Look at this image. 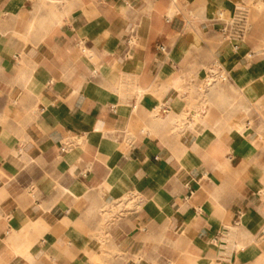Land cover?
<instances>
[{
  "label": "crops",
  "instance_id": "1",
  "mask_svg": "<svg viewBox=\"0 0 264 264\" xmlns=\"http://www.w3.org/2000/svg\"><path fill=\"white\" fill-rule=\"evenodd\" d=\"M236 1L0 0V264H264V53L223 39Z\"/></svg>",
  "mask_w": 264,
  "mask_h": 264
},
{
  "label": "rangeland",
  "instance_id": "2",
  "mask_svg": "<svg viewBox=\"0 0 264 264\" xmlns=\"http://www.w3.org/2000/svg\"><path fill=\"white\" fill-rule=\"evenodd\" d=\"M45 7L56 8L60 6V2H52L49 0H42ZM244 1V2H243ZM237 0L236 3L240 7H245L247 12V24L249 26L248 33L245 37V41L251 43L253 40H256L261 46L253 45V49H257L259 52L264 53V0ZM220 84L211 85L204 90H200L199 86H197L193 92L191 97L188 100V106L190 109L195 108L196 110L201 108L204 105V95L212 87H219ZM186 113L183 114L182 118H185ZM182 123V120H180ZM128 197L124 196L121 201L117 204L116 207H113L110 213L107 214V217L111 215H123L124 212L122 209L128 207L125 206V202H128Z\"/></svg>",
  "mask_w": 264,
  "mask_h": 264
},
{
  "label": "built area",
  "instance_id": "3",
  "mask_svg": "<svg viewBox=\"0 0 264 264\" xmlns=\"http://www.w3.org/2000/svg\"><path fill=\"white\" fill-rule=\"evenodd\" d=\"M52 2H61L62 0H49ZM249 26L247 24V17L237 12V6L231 15H229L222 23L220 27V33L223 39L231 44L234 50H238L241 43L244 42L248 33ZM131 43L132 39H128ZM163 49V47H160ZM229 80V76L225 68L220 62L213 63L206 71L202 78L199 89L204 90L207 87L215 84H220ZM71 146L70 143H64L60 145V151L65 152ZM218 264V263H217Z\"/></svg>",
  "mask_w": 264,
  "mask_h": 264
},
{
  "label": "bare ground",
  "instance_id": "4",
  "mask_svg": "<svg viewBox=\"0 0 264 264\" xmlns=\"http://www.w3.org/2000/svg\"><path fill=\"white\" fill-rule=\"evenodd\" d=\"M237 12L238 13H241L243 15H247L248 10L245 7H242V6L239 7V6H237Z\"/></svg>",
  "mask_w": 264,
  "mask_h": 264
}]
</instances>
